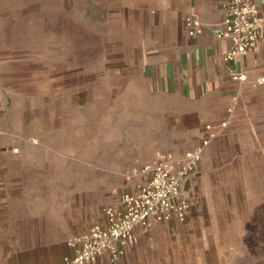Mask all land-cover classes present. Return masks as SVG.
Here are the masks:
<instances>
[{"label": "rangeland", "instance_id": "obj_1", "mask_svg": "<svg viewBox=\"0 0 264 264\" xmlns=\"http://www.w3.org/2000/svg\"><path fill=\"white\" fill-rule=\"evenodd\" d=\"M178 4L0 0V84L8 81L4 86L26 124L38 118L39 143L43 130L54 131L45 149L64 157L57 165L72 169L73 194L86 180L89 198L105 208L134 190L139 178L141 183L145 166L176 167L198 145L202 135L186 144L174 128L133 108L139 97L134 90L145 88L142 62L153 26L165 23ZM261 47L228 126L205 150L193 194H185L193 204L187 221L156 223L146 231L154 237L150 264H264ZM11 78L20 83L13 89ZM64 122L72 130L66 140L59 136Z\"/></svg>", "mask_w": 264, "mask_h": 264}, {"label": "crops", "instance_id": "obj_2", "mask_svg": "<svg viewBox=\"0 0 264 264\" xmlns=\"http://www.w3.org/2000/svg\"><path fill=\"white\" fill-rule=\"evenodd\" d=\"M222 1L179 0L176 13L153 26V39L142 62L145 88L133 93L139 96L133 108L149 112L160 127L174 128L186 144L203 137L201 130L206 125L230 119L235 98L247 84L234 80L232 64L224 61L231 42L218 36L225 15ZM259 4L264 8V0ZM192 12L202 23L194 37L185 26ZM261 48L250 50L239 64L249 80ZM10 80L11 89L20 84ZM6 83L0 84L4 106L0 121V264H64L75 237L95 224H106L104 205L97 197L89 198L86 180L75 184L73 194L72 169L63 162L57 165V159L64 157L45 149L46 142L56 136L54 131L51 127L43 130L39 143L38 118L25 123ZM59 129L63 140L71 136L70 123L64 122ZM198 173L185 185V194H193ZM138 234L139 243L126 247L118 262L102 258L96 264H150L154 237L150 232Z\"/></svg>", "mask_w": 264, "mask_h": 264}, {"label": "built area", "instance_id": "obj_3", "mask_svg": "<svg viewBox=\"0 0 264 264\" xmlns=\"http://www.w3.org/2000/svg\"><path fill=\"white\" fill-rule=\"evenodd\" d=\"M222 7L225 15L218 36L231 42L224 61L232 64L230 76L234 80L246 82L248 75L239 64L250 50L264 43V8L259 0H223ZM185 26L194 37L202 23L192 12L185 18ZM2 114L0 103V121ZM228 123L229 119L206 125L201 142L185 153L177 168L164 162L145 166L141 183L104 208L106 224H95L71 241L72 252L64 257V264H96L102 258L116 263L126 247L137 244L139 231H149L156 223H185L193 204L184 187L197 172L205 150Z\"/></svg>", "mask_w": 264, "mask_h": 264}]
</instances>
